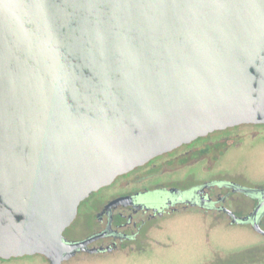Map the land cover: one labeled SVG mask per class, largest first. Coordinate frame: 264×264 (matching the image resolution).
Returning <instances> with one entry per match:
<instances>
[{
	"label": "water",
	"instance_id": "1",
	"mask_svg": "<svg viewBox=\"0 0 264 264\" xmlns=\"http://www.w3.org/2000/svg\"><path fill=\"white\" fill-rule=\"evenodd\" d=\"M248 123L264 124V0H0V258L62 264L92 192Z\"/></svg>",
	"mask_w": 264,
	"mask_h": 264
},
{
	"label": "flooded vegetation",
	"instance_id": "2",
	"mask_svg": "<svg viewBox=\"0 0 264 264\" xmlns=\"http://www.w3.org/2000/svg\"><path fill=\"white\" fill-rule=\"evenodd\" d=\"M246 125L264 124L215 130L152 157L92 192L80 202L75 219L63 230L66 241L88 243L62 264L104 257L130 262L151 258L170 244L168 226L184 215L198 216L209 229L245 226L255 230L260 237L255 244L263 250L258 251L263 252L260 262H264V233L255 228L258 223L264 230V180L253 183L242 172L208 174L231 147L264 137L263 133L236 131ZM196 166L202 170L199 174L194 172ZM146 194L152 199L146 200ZM214 251L209 259L213 256L217 264H226V260L240 264L241 259L238 263L228 259L222 246ZM241 263L250 262L243 259Z\"/></svg>",
	"mask_w": 264,
	"mask_h": 264
},
{
	"label": "rangeland",
	"instance_id": "3",
	"mask_svg": "<svg viewBox=\"0 0 264 264\" xmlns=\"http://www.w3.org/2000/svg\"><path fill=\"white\" fill-rule=\"evenodd\" d=\"M236 131L240 133L258 132L264 134V125H246L239 127ZM246 142L242 147H231L211 168L208 174L218 171L242 172L253 183L263 182L264 137L259 136ZM258 171L263 174L260 173L259 175ZM194 172L199 174L202 170L199 166H196ZM144 198L146 200L152 199L148 194ZM168 227V233L172 241L169 242L170 244L167 247L160 248L159 253H156V255L151 254V258L147 256L145 260L130 262L125 261L122 257H104L103 259L94 260L66 261L64 264H217L213 256L211 259L209 258L214 249L218 248V245L225 249L227 255L229 254L228 259L233 262L236 261L238 263L241 259L240 264H242L241 261L245 259L250 262L246 264H264V262H260L263 252L258 253L262 249H258L257 247H260L258 246L259 244H255L260 241L258 239L259 234L248 227L209 229L205 228L202 220L195 215L177 217ZM235 252H239V254H235ZM0 264H48V262L42 254L37 253L7 259L0 258ZM226 264H231V261L226 260Z\"/></svg>",
	"mask_w": 264,
	"mask_h": 264
},
{
	"label": "trees",
	"instance_id": "4",
	"mask_svg": "<svg viewBox=\"0 0 264 264\" xmlns=\"http://www.w3.org/2000/svg\"><path fill=\"white\" fill-rule=\"evenodd\" d=\"M46 259V258H45Z\"/></svg>",
	"mask_w": 264,
	"mask_h": 264
}]
</instances>
